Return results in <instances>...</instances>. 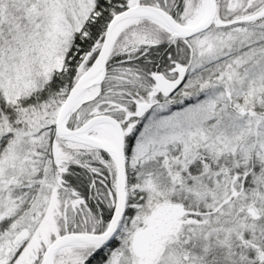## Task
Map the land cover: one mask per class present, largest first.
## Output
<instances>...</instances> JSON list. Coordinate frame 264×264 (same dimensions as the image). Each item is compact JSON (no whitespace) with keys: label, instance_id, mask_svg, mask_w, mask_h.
I'll return each instance as SVG.
<instances>
[{"label":"snow or ice","instance_id":"6c2138e0","mask_svg":"<svg viewBox=\"0 0 264 264\" xmlns=\"http://www.w3.org/2000/svg\"><path fill=\"white\" fill-rule=\"evenodd\" d=\"M0 264H264V0H0Z\"/></svg>","mask_w":264,"mask_h":264}]
</instances>
